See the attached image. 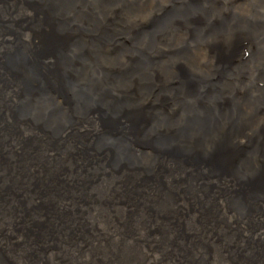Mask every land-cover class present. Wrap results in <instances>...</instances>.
Segmentation results:
<instances>
[{
  "label": "bare ground",
  "instance_id": "1",
  "mask_svg": "<svg viewBox=\"0 0 264 264\" xmlns=\"http://www.w3.org/2000/svg\"><path fill=\"white\" fill-rule=\"evenodd\" d=\"M0 264H264V0H0Z\"/></svg>",
  "mask_w": 264,
  "mask_h": 264
},
{
  "label": "rangeland",
  "instance_id": "2",
  "mask_svg": "<svg viewBox=\"0 0 264 264\" xmlns=\"http://www.w3.org/2000/svg\"><path fill=\"white\" fill-rule=\"evenodd\" d=\"M42 29L44 30V28L42 27ZM46 32V31H45ZM36 73H38V71L36 72ZM186 83H188L189 81H188V78L186 77V75H184L183 77H181ZM166 96V95H165ZM142 120V122H140V128H142V127H144L145 126V124H146V120H144L143 121V119H141ZM182 212H187L188 214H190L189 212H188V207H187V205H185V207H184V210L182 211Z\"/></svg>",
  "mask_w": 264,
  "mask_h": 264
}]
</instances>
